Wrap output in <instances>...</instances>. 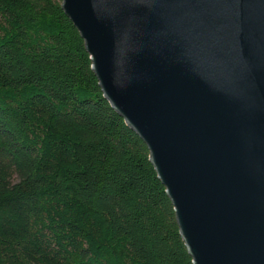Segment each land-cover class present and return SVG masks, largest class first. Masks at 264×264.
I'll use <instances>...</instances> for the list:
<instances>
[{"label": "water", "instance_id": "95a60500", "mask_svg": "<svg viewBox=\"0 0 264 264\" xmlns=\"http://www.w3.org/2000/svg\"><path fill=\"white\" fill-rule=\"evenodd\" d=\"M145 142L193 264H264V0H62Z\"/></svg>", "mask_w": 264, "mask_h": 264}, {"label": "trees", "instance_id": "16d2710c", "mask_svg": "<svg viewBox=\"0 0 264 264\" xmlns=\"http://www.w3.org/2000/svg\"><path fill=\"white\" fill-rule=\"evenodd\" d=\"M98 83L62 0H0V264H193Z\"/></svg>", "mask_w": 264, "mask_h": 264}]
</instances>
